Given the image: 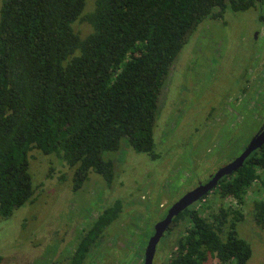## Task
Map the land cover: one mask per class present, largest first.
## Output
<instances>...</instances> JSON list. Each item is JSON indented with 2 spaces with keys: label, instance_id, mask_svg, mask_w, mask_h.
Returning <instances> with one entry per match:
<instances>
[{
  "label": "trees",
  "instance_id": "1",
  "mask_svg": "<svg viewBox=\"0 0 264 264\" xmlns=\"http://www.w3.org/2000/svg\"><path fill=\"white\" fill-rule=\"evenodd\" d=\"M1 0L0 8V216L33 200L30 153L40 150L74 167L73 190L91 173L108 185L115 165L107 153L127 139L137 153L157 160L155 129L160 97L171 69L207 19L248 11L264 0ZM264 23V14L260 16ZM87 23L82 37L74 29ZM264 171V147L216 187L213 219L188 209L175 224L188 228L168 264H249L251 244L239 236L240 206ZM122 203L106 209L78 245L73 264L116 220ZM250 217L264 229V199ZM1 261V258H0Z\"/></svg>",
  "mask_w": 264,
  "mask_h": 264
},
{
  "label": "rangeland",
  "instance_id": "2",
  "mask_svg": "<svg viewBox=\"0 0 264 264\" xmlns=\"http://www.w3.org/2000/svg\"><path fill=\"white\" fill-rule=\"evenodd\" d=\"M88 1L85 12L92 11L96 2ZM259 18L254 8L240 13L228 10L223 19L209 18L199 26L177 57L160 97L155 129L160 158L153 160L137 153L127 139L123 140L114 156L116 179L111 189L92 173L85 186L75 192V168L55 155L33 150L30 170L35 198L11 217L0 216V264H52L49 257L55 254L53 261L64 264L66 253L61 256V252L71 254L78 231L90 226L118 198L124 202L122 217L110 228L112 236H107L86 264H105L101 262V249L113 245L117 249L113 247L110 253L116 259H126L123 264H138L140 249L144 251L143 238L149 237L153 224L164 216V209L174 203L176 196L195 186L199 178L208 179L234 159L241 151L237 146L243 149L264 124V32H259L263 28ZM74 29L82 37L92 31L81 21ZM254 77L259 82L253 90L255 94L256 87L261 91V100L254 99L249 112L245 108L249 93L240 92L251 90ZM224 112L226 117L222 118ZM231 113L234 119L226 122ZM222 140L231 142V149L223 150ZM109 154L105 155L107 159ZM261 199L264 171L240 206L245 218L238 224L239 236L253 248L249 264H264V229L250 217L252 203ZM229 206L237 204L220 199L214 192L195 208L213 219L221 207ZM185 229L179 226L166 237L155 264L171 259ZM117 233L123 241L121 246L113 240ZM106 264H117V260ZM207 264L219 262L210 258Z\"/></svg>",
  "mask_w": 264,
  "mask_h": 264
},
{
  "label": "flooded vegetation",
  "instance_id": "3",
  "mask_svg": "<svg viewBox=\"0 0 264 264\" xmlns=\"http://www.w3.org/2000/svg\"><path fill=\"white\" fill-rule=\"evenodd\" d=\"M254 9H256V10H258V15H259V17L261 16V14H264V5H257L256 7H253ZM253 8H251V9H253ZM250 10V9H249ZM233 12V11H232ZM245 12V11H244ZM233 13H235V12H233ZM237 13H240V12H237ZM260 19V18H259ZM217 20V19H216ZM218 20H220V19H218ZM262 23V29H260V31L259 32H264V23L263 22H261ZM256 39L257 40H259L260 38H261V35H259V33L256 35ZM261 45H262V41H261ZM261 64V63H260ZM259 68V67H258ZM257 76V75H256ZM258 80H257V77L255 78H253V85H249V88L251 89L250 91L248 90V89H246V91L243 89L241 92H240V94L241 95H244L245 93H249V98H247V99H249V100H247V103H246V105H245V108H246V110L248 111L249 110V112H251V104H252V102H253V100L255 99L256 101H259V100H261V91H259L258 90V88L256 87V91H257V93L255 94V91L253 90V88H255V87H253V86H258L257 84H258ZM246 95V94H245ZM231 110V109H230ZM233 112V111H232ZM242 113H245V112H242ZM224 117H226V114H225V112L223 113V115H222V118H224ZM243 117H244V115H243ZM234 119V115L231 113V115H229L227 118H226V122L227 121H229V120H233ZM244 119L245 118H243V121H244ZM223 123H225V122H223ZM235 127V126H234ZM233 127V128H234ZM232 128V129H233ZM264 133V124L257 130V132L250 138V140H249V142H248V144L243 148V149H240L238 146H237V150H241V151H238L237 152V156H235V158L233 159L232 158V160H230V162H228L227 164H225L224 166H222L221 168H219L214 174H211L209 177H208V179H200L199 178V181L197 182V184L195 185V186H191L189 189H187L186 191H183L180 195H178V196H176V199H175V201H174V203H172V204H170L166 209H164V216L160 219V220H157L154 224H153V226L154 227H152V230H151V233H150V235H149V237H146V239L145 238H143L144 239V251H142L141 249H140V253H139V258H138V264H144V262H145V258H146V252H147V249H148V246H149V244H150V242H151V239L155 236V234H156V230H155V228H156V225L159 223V222H161V221H163L164 219H165V217L168 215V213H169V211L171 210V208L173 207V205H175L178 201H180L184 196H186L188 193H190V192H192V191H194V190H196L197 188H199V187H201L202 185H206L211 179H213L214 177H215V175L222 169V168H224V167H226L227 165H229V164H231L232 162H234L236 159H238L240 156H242L243 155V153L249 148V146H250V144L254 141V139L256 138V137H258L260 134L262 135ZM233 141V140H232ZM123 145V144H122ZM221 148L224 150V149H231V147H232V143L231 142H229V143H225V142H223V140L221 141ZM228 146H230V147H228ZM131 147V146H130ZM264 147V145L261 147V148H263ZM121 148H122V146H121ZM260 148V149H261ZM260 149H258V150H260ZM258 150H256V151H258ZM120 151V150H119ZM119 151H117V152H115V153H111V154H109V156H108V160H112L113 161V163H114V165H115V178H114V181H113V183L111 184V185H108L107 184V182L103 179V177H101L100 175H98L100 178H102L103 180H104V182H105V186H107V188H112V186L115 184V179H116V162H115V159H114V156H116V154L119 152ZM256 151H254V152H256ZM253 152V153H254ZM43 153V152H42ZM252 153V154H253ZM251 154V155H252ZM250 155V156H251ZM249 156V157H250ZM234 157V156H233ZM248 157V158H249ZM66 165H67V163L66 162H64ZM206 166H208L207 164H205ZM68 167H71V166H69V165H67ZM234 172H236V171H234ZM233 172V173H234ZM233 173H231L230 175H232ZM92 174V173H91ZM90 174V175H91ZM93 174H95V173H93ZM97 175V174H96ZM197 176V175H196ZM229 176V175H228ZM73 177H74V175H73ZM89 178H90V176H89ZM88 181V180H87ZM86 181V182H87ZM86 182L83 184V187L85 186V184H86ZM82 187V188H83ZM81 188V189H82ZM80 189V190H81ZM80 190H78V191H80ZM78 191H76V192H78ZM217 190H216V188H214L212 191H210L208 194H206L201 200H199V201H197V202H195L194 204H192L191 206H189L188 208H186L185 210H183L182 212H180L179 214H178V216L173 220V222L169 225V227L164 231V233H163V235L161 236V238H160V240L158 241V243H157V245H156V252H155V255H154V258H153V263L152 264H155V258H156V255H157V253H159L160 254V256H159V258L161 257V252H160V247H161V244L166 240V237H168L169 236V234H171L174 230H175V228H177V227H179V226H184V228H188V223L185 221H181V222H179V223H177V224H175L174 222H175V220L183 213V212H185L186 210H188V209H198V208H195V206H196V204H198V203H202V202H204L206 199H207V197H209L212 193H214V192H216ZM219 196V195H218ZM34 198H35V195H34ZM33 198V199H34ZM146 198L145 197H143V200H145ZM117 201H120L121 203H122V211H121V213H120V215H119V217L116 219V220H114L113 221V223L111 224V225H109L107 228H105V230H104V232L102 233V235H101V237L99 238V240L95 243V244H93L91 247H90V249H89V252H88V254L86 255V258L84 259V262L82 263V264H86L87 263V261H88V259H89V257H90V255H92V254H94V251H97V250H100V246H101V244L107 239V236L109 237H111L112 236V232H111V230H110V228L117 222V221H119L120 220V218L122 217V214H123V210H124V202H123V200H122V198H118L112 205H107L105 208H104V210L99 214V216L106 210V209H108V208H110V207H112V206H114L115 205V203L117 202ZM199 211H200V209H198ZM98 216V217H99ZM98 217L96 218V219H94L93 220V222L91 223V225L90 226H88V227H84L82 230H80V231H78V235L77 236H75V241L73 242L74 243V247L72 248V251H71V254L68 252V251H64V252H61V256H63L65 253H66V255H65V261H63L64 262V264H73V259H74V256H75V254H76V251H77V249H78V245H79V243H80V241H81V238L85 235V234H87V232L92 228V226L94 225V223L96 222V220L98 219ZM186 229L183 231V235H181V237L177 240V244H176V247H175V250H173L172 251V254H174V252L176 251V248H177V245H178V243H179V241H180V239L184 236V234H185V231H186ZM117 235H119V236H117ZM120 237H121V235L120 234H116V238H114L113 240L114 241H116V242H118V243H120V245L119 246H121L123 243V241H122V238L120 239ZM113 241V242H114ZM115 243V242H114ZM113 247H114V250H116L117 249V246H115V245H113V246H109V248L107 249H105V248H103V250L101 249V255H102V259H101V262L102 263H107V262H110V261H112V260H117V264H123L124 262H126V259L125 260H123L122 259V262L121 261H119L118 259H116V257L115 256H113L111 253H110V251L111 250H113ZM43 253V252H42ZM60 254V253H59ZM115 254H116V252H115ZM49 256V255H48ZM60 256V255H59ZM54 257H56V254L55 255H50V259H51V261H52V264H56V262L57 261H53V258ZM0 258H1V261H0V263L3 261V257H1L0 256ZM158 258V259H159ZM173 258V255H172V257H171V259ZM170 259V260H171ZM170 260H168L165 264H168L169 262H170ZM158 261V260H157ZM112 263V262H111ZM156 264H158V263H156Z\"/></svg>",
  "mask_w": 264,
  "mask_h": 264
},
{
  "label": "water",
  "instance_id": "4",
  "mask_svg": "<svg viewBox=\"0 0 264 264\" xmlns=\"http://www.w3.org/2000/svg\"><path fill=\"white\" fill-rule=\"evenodd\" d=\"M264 145V133L259 135L254 139V141L250 144L249 148L236 159L231 164L227 165L226 167L222 168L213 179H211L206 185H202L201 187L197 188L196 190L188 193L184 196L180 201H178L171 210L169 211L168 215L165 219L159 222L156 225V234L151 239V242L148 246L146 252V258L144 264H152L153 258L156 252V245L160 240L161 236L163 235L164 231L169 227V225L173 222V220L178 216L180 212L194 204L195 202L201 200L206 194L216 188L219 182L233 173L237 171L239 168L243 167L248 157L256 150L260 149Z\"/></svg>",
  "mask_w": 264,
  "mask_h": 264
}]
</instances>
